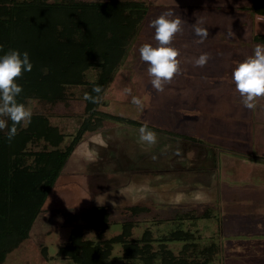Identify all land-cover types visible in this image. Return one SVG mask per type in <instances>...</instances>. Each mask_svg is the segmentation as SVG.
Returning a JSON list of instances; mask_svg holds the SVG:
<instances>
[{
  "label": "rangeland",
  "instance_id": "rangeland-1",
  "mask_svg": "<svg viewBox=\"0 0 264 264\" xmlns=\"http://www.w3.org/2000/svg\"><path fill=\"white\" fill-rule=\"evenodd\" d=\"M143 1L149 4V13L106 87L98 109L188 135L195 131L191 130V120L202 113L207 115L212 107L214 112L220 109L226 116L208 115L214 117V122L217 120L211 127L215 133L209 131V134L226 142L229 140L227 134L221 133L229 126L243 141L244 119L240 118L243 111L235 105V100H241L235 85H229L232 91L221 92L217 97L219 92L212 96L209 90H183L186 85L183 81L195 82V88L199 86L197 81L202 88L209 81L220 80L222 85L232 81L233 69L253 54L255 44L238 40L235 48L232 43L220 42V26L216 25L221 22L218 14L224 19L222 28L225 31H230L233 21L239 20L235 23L241 26L242 31L237 28L241 34L249 26L247 14L252 18L254 11L239 5L231 8L221 4L216 6L210 4L213 0ZM202 3H205L203 9ZM202 10L206 12L208 23L193 17ZM162 13H170V18L178 17L182 21V31L177 33L171 45L179 49L180 72L162 92H157L151 86L148 65L140 59L139 48L144 43L157 46L150 22ZM194 27L208 30L202 43H197L200 38L195 35ZM217 45L228 47L221 52L224 55L221 60L215 58ZM203 53L209 55V60L203 67H198L195 60ZM214 70L217 74L209 75ZM87 78L93 80L95 70H89ZM128 89H131L130 94ZM71 92L67 102L56 105L50 114L52 122L66 135L63 144L69 143L85 115L82 90L72 88ZM133 96L144 101L143 109L132 103ZM37 106L31 101L28 107L38 111ZM250 114L249 123L254 126L250 152L229 148L204 134V139H197L195 143L211 155V160L200 163V167L182 171H178V164L186 161L182 157L185 144L181 142H192L156 133L158 139L165 137L168 140L164 138L158 144L148 145L139 141V128L105 120L102 128L86 132L80 138L27 238L6 255L2 264H72L69 259L55 255L58 246L66 241L69 228L82 221L87 209L103 205L111 210L115 220L105 234L107 237L116 235L122 230V221L130 218L120 212L125 203L149 205L158 216H172L161 224L149 214L141 215L139 223L142 226L133 229L135 237L142 234L147 224L156 222L158 226L152 230L154 237L159 238L180 223V228L196 231L200 245L214 243L218 246L208 264H264V99L258 101ZM157 145L160 149L155 154ZM150 161L148 169H141ZM192 209L198 212L194 213L198 218L178 222L177 217ZM204 211L209 214L201 217ZM87 237L94 238V234L89 233ZM157 244L158 241H154V245ZM180 246L178 242L169 244L175 253ZM232 256L233 260L230 259ZM112 259L114 264H141L134 259L125 261L118 244L114 245Z\"/></svg>",
  "mask_w": 264,
  "mask_h": 264
},
{
  "label": "trees",
  "instance_id": "trees-1",
  "mask_svg": "<svg viewBox=\"0 0 264 264\" xmlns=\"http://www.w3.org/2000/svg\"><path fill=\"white\" fill-rule=\"evenodd\" d=\"M253 8L264 15V0H254ZM148 13L149 4L143 0H0V57L9 50L29 53L33 68L17 81L23 87L18 100L27 107L33 101L39 109L11 142L6 138L8 129L0 130V264L27 238L84 133L111 120L135 128L147 126L162 136L193 139L98 109ZM89 70H95L93 80L87 78ZM94 84L102 88L99 103L84 99L86 92L97 95L92 92ZM72 88L82 90L85 115L69 143L63 144L66 135L50 114L56 105L67 102ZM8 124L10 127L11 121ZM150 210L147 205L123 206L120 212L129 220L122 221L120 233L107 237L105 232L115 221L111 210L92 206L83 221L70 228L55 255L72 264H114L112 252L118 244L125 261L134 259L141 264H208L213 259L218 246L200 245L196 231L180 228V223L159 238L147 224L135 237L133 229L142 226L140 215ZM194 213L198 212L189 210L177 220L198 218ZM206 214L209 212H202L201 217ZM89 233L94 238H88ZM154 241H158L156 246ZM172 242L181 244L176 253L169 247Z\"/></svg>",
  "mask_w": 264,
  "mask_h": 264
},
{
  "label": "clouds",
  "instance_id": "clouds-1",
  "mask_svg": "<svg viewBox=\"0 0 264 264\" xmlns=\"http://www.w3.org/2000/svg\"><path fill=\"white\" fill-rule=\"evenodd\" d=\"M150 23L155 30L154 40L157 46L154 47L151 43L140 46V59L148 65L147 73L151 78L152 88L162 92L165 85L171 83L180 72L179 49L171 45L177 33L182 31V21L178 17L170 18V13H162ZM194 33L200 38L197 43H202L208 36V30L202 27H194ZM208 60L209 55L203 53L195 60V65L203 67ZM32 68L27 51L21 53L19 50H9L0 57V130L8 129L6 138L9 142L18 134L20 128H27L32 120V109L18 100L23 87L17 82L24 72H31ZM232 81L242 104L254 110L258 101L264 99V44L255 45L253 54L236 65L232 71ZM126 91L131 93V89ZM92 92L97 95L86 92L84 99L99 103L101 86L94 84ZM132 103L139 109L145 106L144 101L136 96L132 97ZM139 141L155 145L158 137L147 126H141Z\"/></svg>",
  "mask_w": 264,
  "mask_h": 264
},
{
  "label": "crops",
  "instance_id": "crops-1",
  "mask_svg": "<svg viewBox=\"0 0 264 264\" xmlns=\"http://www.w3.org/2000/svg\"><path fill=\"white\" fill-rule=\"evenodd\" d=\"M242 1H243V3H241ZM204 4L205 3H202L201 4L202 9L205 6ZM210 4H213V5H216V6H219V4H221L222 6H225L226 8H231L232 6L239 5L240 7L242 6L243 8L252 9L254 11V8H253L254 0H233V2L231 0H213V3H210ZM152 6H155L154 3L152 4ZM206 11H208V10H206ZM205 13L206 12H204L202 10L201 13L199 12V14H196L193 17H196L199 21H205V22L208 23V21L205 18ZM218 17L220 18V21H221V22H219V24L218 23L216 24L217 26H220V30H219L220 32L218 33V37L221 39L220 42H222V43L223 42H226L227 44L232 43V45L234 47L236 46L235 45V42H239L238 40H240V42L247 41L248 43H251V45L252 44H255V45H257V44H264V15L263 14L261 15V14H257V13L254 12V15L252 16V18L247 14V18L249 20V26H247L246 27V30H243V32L241 34L238 33V29H237V28H240L241 26L238 23H235V22H238L239 20L233 21L232 25H230V31H225L223 29L224 26H225V24H223L224 23V19L222 18V15H219L218 14ZM240 30L242 31L241 28H240ZM241 40H243V41H241ZM211 41H215V40H212L211 39ZM225 50H228V47L226 48V47H222L221 45H217V47L215 48V51H216L215 52L216 53L215 58L217 60H221L222 57L224 56L221 52L222 51H225ZM236 51H238V49H236ZM211 72H210L209 75H211V74L212 75L213 74H217L218 71L214 70V71H211ZM197 82H198V85L199 86H198V88H195L194 87L196 85L195 82L194 83H191V82H185V81H183V83L186 84V85L183 86V90H192V89H197V90H200L201 89L203 91L209 90V92L211 93L212 96L213 95L214 96L216 95L215 92H217V93L219 92L218 95H217V97H218V96L221 95V92H224V91H232L230 89L231 87L229 85L234 84V82H232V81L228 82L225 85H222V83L220 82V80L219 81H213V82H211V81L207 82L206 81L207 83L205 85L202 84V85H204V87L202 88L201 85H200V83H199V81H197ZM235 92H236V90H235ZM235 102H236L235 105L236 106H240L241 107V110L243 111V114L240 115V118L241 119H244V120H248V122H246V121L243 120L244 126H243L242 132H241V135L243 137L242 138L243 141L239 140L241 137H238L237 138V135H234L235 134V131L232 128H230L229 126H227L226 129L221 133V134H223V133H226L227 134L225 136L229 140L226 141V142L223 141L222 139L218 140L217 138H214V134H209V131L213 132V130H212L211 127L214 126V123H216L217 120L214 122L213 121L214 120V117L212 118V117H210L208 115L209 114L210 115H214V114H219L220 115L221 114L220 115L221 117L222 116H226L224 112L221 113V111H219L220 109L217 112L216 111L214 112V110L212 109V107H209L210 110L207 111V113H206L207 115H205V113H202L201 115H198L197 117H195V118H193L191 120V122H192V128H191V130H195V131H191L192 134H188V135L183 134V135L188 136L189 138H193V139H183V138H181L183 140H187V141L192 142V143H187L186 144L184 142H181L183 145L185 144V146H183L185 152H183L182 157L184 158V160L186 162L181 163V164H178V167H180V168H178V171L186 170V169L191 168L193 166L194 167H200V166H198V165H200V163H205L204 161H206V162L208 161L209 162L211 160V155L210 154H207V152L205 150H203L204 148H200L198 146V144L195 143V142H197V139H200V138L204 139V134L206 136L207 135L208 136H212V137H210L212 139V141L220 142L222 145L228 146L229 148H235V149L239 148V149H243V150L245 149V150H247V151L250 152V150L252 148V145H253V143H252V138H253L252 137V132H253L252 126L253 125L249 123V121H251L250 120V117H252V115L250 114V110L251 109L246 108L242 104L241 100H240V102L235 100ZM211 104L214 105V102H211ZM213 133H215V132H213ZM217 135H219V133H217ZM164 138L165 137H160V139H158V141H160L161 139L163 140ZM164 140H168V138H165ZM158 141H157L156 144H158ZM160 144H161V142H160ZM155 149H156L155 154H157L158 149H160V147H158V145H157L155 147ZM152 154L153 153H151V155ZM179 160H183V159L180 158ZM169 161L170 160H168V162ZM150 165H151V161H150V164H146V165L144 164L143 165L144 168H141V167L140 168L141 169H148ZM171 170H174V168L172 166H171ZM116 196H119V195H116ZM126 205H145V204L125 203L123 206H126ZM147 206H149V205H147ZM149 207L151 208V206H149ZM148 214H149V216H151V217H153L155 219H160V220H165V219L166 220H170L171 217H172V216H169V215H167L166 218L165 217L163 218L161 216H158L157 215V211L153 210L152 208H151L150 212L147 213L146 215H148ZM142 216H145V215H142ZM83 219H84V215L82 217V221H83ZM163 222L164 221H162L161 224H163ZM78 223H80V222H78ZM75 224H77V223H75ZM155 224H156V222L155 223H151V228L152 229H153V227L155 228V227L158 226V225H155ZM70 228H69V230H70ZM69 230H68V234H69ZM168 231H169V229L166 230L164 233H166ZM67 237H68V235H67ZM230 259L233 260L234 259V256L230 257Z\"/></svg>",
  "mask_w": 264,
  "mask_h": 264
}]
</instances>
